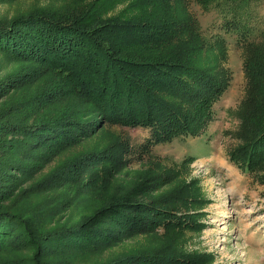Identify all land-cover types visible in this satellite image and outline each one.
I'll return each instance as SVG.
<instances>
[{
  "label": "rangeland",
  "instance_id": "obj_1",
  "mask_svg": "<svg viewBox=\"0 0 264 264\" xmlns=\"http://www.w3.org/2000/svg\"><path fill=\"white\" fill-rule=\"evenodd\" d=\"M129 2L0 0V24L44 11L87 19L92 29L132 16ZM223 2L206 11L186 0L207 42L189 56L213 75L214 87L187 98L162 95L182 107L179 112L171 104L181 121L175 119L161 141L139 121L101 122L81 136L76 124L97 109L91 94L73 87L78 65L58 67L0 49V207L36 235L19 240L17 228L16 237L0 243V264H264V138L247 134L240 111L260 92L256 51L246 49L263 41L264 0L252 1L243 16L233 0ZM181 39L190 48L198 43L194 34ZM45 122L62 131L58 144L20 132ZM107 207L111 216L93 223L102 235L46 243ZM120 212L122 228L112 214Z\"/></svg>",
  "mask_w": 264,
  "mask_h": 264
},
{
  "label": "trees",
  "instance_id": "obj_2",
  "mask_svg": "<svg viewBox=\"0 0 264 264\" xmlns=\"http://www.w3.org/2000/svg\"><path fill=\"white\" fill-rule=\"evenodd\" d=\"M108 1L117 3V0H105ZM223 1L195 0L206 11L213 4H227ZM233 1L238 9L242 8L243 16L252 1L262 0ZM127 9L133 11L132 16L115 18L125 20L101 24V27L95 26L92 29L87 26L92 24L87 19L57 17L44 11L16 17L9 24L1 22L0 49L11 56L48 62L58 67L78 65L77 76L80 77L78 81H73V87L91 94L88 100L97 109L94 118L76 124L82 132L81 136L93 133L101 122H116L128 126L127 123L139 121L143 122L141 127L150 131L152 139L161 141L164 139L160 136L168 130L169 125H173L175 119L177 122L181 121L171 104H175L179 112L182 107L167 101L162 95L168 92L172 96L187 98L193 96L194 92L214 87L213 75L209 76L195 67V59L189 56L200 53L201 48L197 45L202 47L207 42L200 37L197 21L195 26L192 24L186 0H130ZM93 19V22L100 20L99 16ZM192 34L198 38L196 46H182L181 37ZM262 40L254 45L247 44L249 48L246 49L248 54L256 51V88L260 85V92L255 97L248 96L240 105L242 124L247 127V134L255 132L257 138H264V55L261 52L264 49V32ZM156 49L159 50L155 52ZM250 65L244 64L246 72L254 74L249 70ZM196 70L203 75L197 77L194 74ZM213 70L214 66L212 72ZM91 71L95 74L92 75ZM187 77L192 80L187 82ZM120 118L124 121H119ZM55 126L58 125L46 122L30 124L23 126L20 132L24 136L42 138L51 146L58 144L55 140L60 136L58 132H62L56 130L59 127ZM19 151L22 149L19 148ZM18 154V158L27 160L24 152ZM109 211L112 208L107 207L80 226L44 239L49 244L60 241L64 245V242L72 244L71 241L83 240L90 235L98 237L105 231L95 229L93 223L105 216L109 218ZM112 214H116L114 220L122 228L121 225L125 224L123 213ZM24 223L26 221L23 218L15 214L8 215L0 207V243L9 242L16 237L13 233H16L17 228L19 240H35L36 235ZM88 224L90 229L87 228ZM110 232L113 233V230Z\"/></svg>",
  "mask_w": 264,
  "mask_h": 264
}]
</instances>
